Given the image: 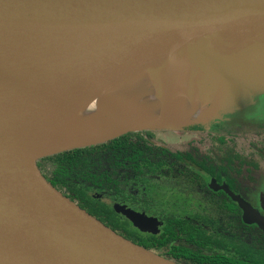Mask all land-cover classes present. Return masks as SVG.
<instances>
[{"label":"water","instance_id":"water-1","mask_svg":"<svg viewBox=\"0 0 264 264\" xmlns=\"http://www.w3.org/2000/svg\"><path fill=\"white\" fill-rule=\"evenodd\" d=\"M169 39L187 45L175 48L160 65L186 71L193 67L189 73L197 74L206 97L209 93L192 122L133 125L101 141L51 150L30 163L0 143V264H176L116 234L56 191L36 160L126 133L220 119L239 107L229 98L242 82L254 93L264 92V80L257 79L264 78L258 75L264 73V0H0V91L12 99L6 107L0 102V118L32 101L44 86L56 88L51 98L59 100L84 86L88 81L80 75L98 70L106 60L119 62L141 46ZM120 67L132 75L128 63ZM212 69L220 75L223 95L208 87L210 78H216ZM25 79V97L18 101L16 89ZM26 112L21 107L10 125L0 119V134L7 141L10 131L26 120ZM209 187L223 191L237 204L242 223L255 225L264 235V218L254 209L225 186L210 181ZM118 211L146 232L143 214L122 207Z\"/></svg>","mask_w":264,"mask_h":264},{"label":"trees","instance_id":"trees-1","mask_svg":"<svg viewBox=\"0 0 264 264\" xmlns=\"http://www.w3.org/2000/svg\"><path fill=\"white\" fill-rule=\"evenodd\" d=\"M239 109L223 114L221 118ZM217 120L183 128H207ZM222 126L214 125L215 128ZM149 131L126 133L99 144L44 156L36 160L35 165L56 191L117 234L147 250L151 249L146 248V235L137 238L125 220H119L107 206L88 194H102L114 203H123L146 214V211L158 208L156 201L147 197L154 189L150 185L176 188V193L189 198V203L186 201L182 205V216L187 218L167 221L166 238L172 242L180 237L181 250L178 256L156 250L159 257L176 264H264V235L254 225H243L235 204L223 193L209 191L201 175L179 164L176 159L180 156L168 154L153 144ZM204 135L206 139L213 135L215 143L202 144V138L198 137L200 143L189 144L196 152H205L210 157L195 165L210 174L213 170L222 171L225 177H230L227 182L232 190V181L241 176L245 161L239 144L227 142L226 136L232 135L230 133L206 132ZM233 136L237 138L239 132ZM245 169L247 180L252 181L258 169L255 160H246ZM247 194L255 197L257 193L247 189ZM147 201L150 202L148 209Z\"/></svg>","mask_w":264,"mask_h":264},{"label":"bare ground","instance_id":"bare-ground-1","mask_svg":"<svg viewBox=\"0 0 264 264\" xmlns=\"http://www.w3.org/2000/svg\"><path fill=\"white\" fill-rule=\"evenodd\" d=\"M182 45H187L182 39H169L141 46L119 62L106 60L98 70L81 74L88 82L59 100L51 98L58 93L56 88L44 86L32 101L1 116L2 122L10 125L21 107L27 109L26 120L6 136L11 140L0 134V143L30 163L51 150L101 141L133 125L156 120L174 126L192 122L201 113L206 98L197 74L189 73L193 67L186 71L160 65ZM122 63L131 66L132 75L126 76L129 70L120 67ZM168 82L174 86L166 90ZM25 85L26 79L16 89L18 101L25 97ZM9 101L10 95L0 91V102L6 107Z\"/></svg>","mask_w":264,"mask_h":264},{"label":"flooded vegetation","instance_id":"flooded-vegetation-1","mask_svg":"<svg viewBox=\"0 0 264 264\" xmlns=\"http://www.w3.org/2000/svg\"><path fill=\"white\" fill-rule=\"evenodd\" d=\"M257 101L258 98L255 99L256 104L253 107H249L250 110L248 107L245 108L241 107L238 111L230 115H227L225 119L217 120L216 122L211 123L207 128H203V127L202 129L188 128L182 130L181 132H173V131L168 132L170 139L171 138L173 139L171 141L173 142L176 141L173 144L172 152H168L165 148L161 147L155 142L158 141L157 135L161 134L162 132H156V130L149 132L152 135L151 142H153V144L158 145V147L165 150L168 154H174V155L176 154L180 156L178 159H176L179 162V164L186 165L187 167L192 168V170L195 173L201 175V177L204 179L205 186L209 191H211L212 193H219V192L223 193L227 197V199L231 203L235 204L236 208L239 210L237 204L233 202L223 191L212 190L209 187V183L210 181H213L217 186H225L232 193V195L236 196L238 199H241L252 209H254L262 218H264V211L259 206L261 195L264 191V147L262 140L264 139V113L263 114L261 113V108L259 109L257 108V103H258ZM220 122H224L223 126L221 128H215L214 125L222 124ZM206 132H212V133L216 132L219 134H227V133L232 134L226 136L227 142L239 144V148L241 150V155L243 160L246 161L253 159L256 162V166L258 169H256L257 173L254 175V179L252 181H248L246 178L245 161H244V165H242L241 176L238 179L232 181L231 184L232 190L228 187L230 185L227 182V180L230 181L229 179L230 177H225L222 171L218 172L217 170H213L212 174H210L208 170L203 171L200 168H198L197 165H195V164L203 163V159H207L209 155L205 152H196L194 148H190L189 144L200 143L198 137L202 138L201 141L202 144L205 143L206 145H208L215 143V139L213 135L208 139L205 138L204 134ZM236 132H239V136L237 138L236 136H233V133ZM176 133H178V136L175 137L174 134ZM250 133L251 135H249ZM183 135H186L187 137L183 138ZM191 161H194V163H192ZM40 172L41 174H43L41 170ZM217 175H219V177ZM150 186H152L154 189L148 192L147 197L148 198L150 197L151 199L156 201L155 203L158 204V208L154 210L146 211V214L132 210L123 203H114L110 201V199L105 198L104 195L102 194H97L93 192V193H89L88 195L99 200V202L102 203L104 206H107L115 215H117L119 220H125L129 224V226L134 230L135 236L137 238H145L146 235V248L151 249L148 251L156 254L155 251L158 250V251H163L166 254H175L178 256L181 250V248L179 247H180V242H182V240L180 237L179 238L176 237L175 240H172V242L167 240L166 238L167 224L169 221H171L172 218L175 219L182 217L187 218V216H182V205L186 201L188 204L189 198L182 196V194L176 193L177 191L176 188L170 189L168 188V186L164 184H157V185L152 184ZM247 189L256 192L257 194L255 195V197L247 194ZM147 203L148 206L146 204V208L148 209L150 202L147 201ZM120 207H122L124 210L128 209L135 213L143 214L147 219L146 232H141L135 227H133L130 224V222L122 215V213L118 211ZM239 212H240L239 218L241 221V211L239 210ZM92 217L95 218L94 216ZM101 223L104 224L103 222ZM176 234L179 233L176 232ZM134 244L137 245V243Z\"/></svg>","mask_w":264,"mask_h":264},{"label":"rangeland","instance_id":"rangeland-1","mask_svg":"<svg viewBox=\"0 0 264 264\" xmlns=\"http://www.w3.org/2000/svg\"><path fill=\"white\" fill-rule=\"evenodd\" d=\"M202 71L204 70V68L203 69H201ZM204 72H209V71H205L204 70ZM214 72H216L215 74H216V78L215 77H213V78H210L211 79V84L210 85H208V87H209V89H211V91H213V92H211V93H215V94H217V95H223L224 94V92H221V86H219L220 84V82H219V80H218V77L220 76L219 75V73L217 72V70L216 69H212V70H210V73L212 74V73H214ZM213 75V74H212ZM258 75H261V76H259V77H264V73H260V74H258ZM215 76V75H214ZM259 81H261V80H264V78H257ZM171 82H168L167 84H169L168 85V88L169 87H171L172 86V83L170 84ZM251 89H253V88H251V87H248L244 82H242V85L240 86V87H237L236 89H235V91H234V93H232L231 95H230V101H232V102H238L237 104H235L234 106H239L238 108H241V107H253L255 104H256V102H255V99H257L258 98V103H257V108L259 109V108H261V113L263 114L264 113V92H258V93H254ZM209 94V93H208ZM208 94H207V97H206V99L208 98ZM262 99V100H261ZM208 101V100H207ZM206 101V102H207ZM207 104H208V102H207ZM207 105H206V107L204 108V112L206 113V111H207ZM249 110H250V108H249ZM204 113V114H205ZM218 113H221V112H218ZM217 113H214V114H212V115H216ZM223 119H225V118H220L219 120H223ZM220 123H222V125L224 124V122H220ZM184 128H177V129H174V130H172L173 132H181L182 130H183ZM156 132H162L161 134H159V135H157V139H158V141H155L158 145H160L161 147H163V148H165L168 152H172L173 150H172V147H173V144L176 142H173V141H171V140H173L172 138L170 139V137H169V134H168V132H171V129L170 130H166V129H158V130H156ZM182 134V133H181ZM175 135V137L176 136H178V133H176V134H174ZM187 136L186 135H183V138H186ZM162 139V140H161ZM260 208H262L263 209V211H264V191H263V193H262V195H261V200H260Z\"/></svg>","mask_w":264,"mask_h":264}]
</instances>
